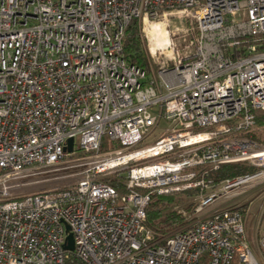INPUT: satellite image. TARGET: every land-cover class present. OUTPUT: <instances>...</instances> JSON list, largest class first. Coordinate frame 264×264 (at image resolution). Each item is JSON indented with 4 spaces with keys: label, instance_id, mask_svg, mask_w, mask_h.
I'll return each instance as SVG.
<instances>
[{
    "label": "built area",
    "instance_id": "built-area-1",
    "mask_svg": "<svg viewBox=\"0 0 264 264\" xmlns=\"http://www.w3.org/2000/svg\"><path fill=\"white\" fill-rule=\"evenodd\" d=\"M133 21L160 38L152 75L123 58ZM255 111L264 0H0V264H264V200L255 248L234 201L264 184ZM231 163L255 170L205 179ZM184 190L191 213L155 236L151 194Z\"/></svg>",
    "mask_w": 264,
    "mask_h": 264
},
{
    "label": "trees",
    "instance_id": "trees-1",
    "mask_svg": "<svg viewBox=\"0 0 264 264\" xmlns=\"http://www.w3.org/2000/svg\"><path fill=\"white\" fill-rule=\"evenodd\" d=\"M137 35V27L133 21L125 30V35L122 41V55L129 64L138 66L147 71V63L143 52L139 47V38ZM254 117L256 130L251 135L255 140L261 142V139L257 134V129L262 130L264 128V112L255 111ZM254 170V168L247 166L244 163L224 164L217 170L210 171L205 176V179L217 184L225 178L250 173ZM109 183L118 188L120 192H124V189L115 179H109ZM192 192L194 191H174L167 194L152 193L146 208V217L144 220L146 228L155 236H163L180 227L184 219L183 212L188 214L191 213L195 205V203L193 204V202H189L186 198V196ZM72 260L75 264H79L77 260Z\"/></svg>",
    "mask_w": 264,
    "mask_h": 264
},
{
    "label": "rangeland",
    "instance_id": "rangeland-1",
    "mask_svg": "<svg viewBox=\"0 0 264 264\" xmlns=\"http://www.w3.org/2000/svg\"><path fill=\"white\" fill-rule=\"evenodd\" d=\"M173 22L181 23L179 21V19H175V20L173 19ZM137 34H138V31H137ZM155 41H156L155 38H139V47L143 52L144 58H145L146 63H147L146 70L150 75H152L156 70V68H155L156 65L154 63L155 60L150 55L151 54L150 48L155 46ZM164 53L167 54V52H164ZM162 56H164V55H162ZM161 59L162 58H160V60ZM164 126H165V124L161 123L160 126L153 132V134L149 138H147L143 141V144L144 143H150L155 138H157L160 135ZM259 130L257 129V134L259 135L261 142H262V145L264 146V128L260 131ZM116 146H117L116 142H113L112 140L109 139L107 134H104L103 140H102V150H110L111 148L116 147ZM245 165L250 166L247 163ZM61 183H62L61 181L49 180V181L42 182L38 185H35L33 187H30V188H28V190H30V191L43 190V189L49 188L51 186L60 185ZM263 185H261V186L256 185V186L252 187L248 191L243 192L241 195H239L234 200L235 202H238V203L243 204L245 206H249V212H248L247 217H246V229H247L248 238H249V240L253 246L255 245V238H256L255 220H256L257 214H255V213H257L259 206L261 205L262 201L264 200V186ZM193 195H194V192L190 193L188 196H186V198L189 202H193V204H194L195 202H194V196ZM186 214H188V213H186ZM263 224H264V219H263ZM254 248H255V246H254ZM234 261L235 260H233L231 264H235Z\"/></svg>",
    "mask_w": 264,
    "mask_h": 264
},
{
    "label": "water",
    "instance_id": "water-1",
    "mask_svg": "<svg viewBox=\"0 0 264 264\" xmlns=\"http://www.w3.org/2000/svg\"><path fill=\"white\" fill-rule=\"evenodd\" d=\"M72 139H68L67 141V150L71 151L72 150ZM69 230V226L66 225V231ZM63 248L66 250H73L74 249V244H73V237L71 233H68L65 239V243L63 245Z\"/></svg>",
    "mask_w": 264,
    "mask_h": 264
},
{
    "label": "bare ground",
    "instance_id": "bare-ground-1",
    "mask_svg": "<svg viewBox=\"0 0 264 264\" xmlns=\"http://www.w3.org/2000/svg\"><path fill=\"white\" fill-rule=\"evenodd\" d=\"M156 35H157V33H156ZM155 39L159 41L160 38H155Z\"/></svg>",
    "mask_w": 264,
    "mask_h": 264
}]
</instances>
